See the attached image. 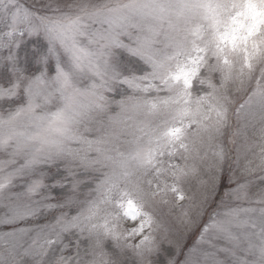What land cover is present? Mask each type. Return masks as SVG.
Listing matches in <instances>:
<instances>
[{
    "label": "snow or ice",
    "instance_id": "1",
    "mask_svg": "<svg viewBox=\"0 0 264 264\" xmlns=\"http://www.w3.org/2000/svg\"><path fill=\"white\" fill-rule=\"evenodd\" d=\"M0 264H264V0H0Z\"/></svg>",
    "mask_w": 264,
    "mask_h": 264
},
{
    "label": "rangeland",
    "instance_id": "2",
    "mask_svg": "<svg viewBox=\"0 0 264 264\" xmlns=\"http://www.w3.org/2000/svg\"><path fill=\"white\" fill-rule=\"evenodd\" d=\"M194 238H195V234L193 233L192 235H190V237H189L187 243H188L189 241L193 240Z\"/></svg>",
    "mask_w": 264,
    "mask_h": 264
}]
</instances>
